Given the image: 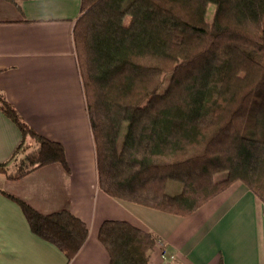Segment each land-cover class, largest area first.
<instances>
[{"label": "trees", "instance_id": "obj_1", "mask_svg": "<svg viewBox=\"0 0 264 264\" xmlns=\"http://www.w3.org/2000/svg\"><path fill=\"white\" fill-rule=\"evenodd\" d=\"M72 33L106 193L188 215L242 182L264 213V0H82ZM0 109L22 133L0 172L17 179L51 163L69 168L64 145L2 92ZM6 194L68 260L85 244L89 228L72 211L41 213ZM99 239L111 264H149L157 244L124 219L104 220Z\"/></svg>", "mask_w": 264, "mask_h": 264}, {"label": "crops", "instance_id": "obj_2", "mask_svg": "<svg viewBox=\"0 0 264 264\" xmlns=\"http://www.w3.org/2000/svg\"><path fill=\"white\" fill-rule=\"evenodd\" d=\"M82 0H0V92L42 135L61 142L69 168L51 163L17 179L0 172V264H111L99 239L106 219H124L157 237L149 264H264L262 200L235 182L196 211L178 215L106 193L73 42ZM0 109V162L21 143ZM15 195L41 213L68 209L89 235L68 260L31 229Z\"/></svg>", "mask_w": 264, "mask_h": 264}, {"label": "rangeland", "instance_id": "obj_3", "mask_svg": "<svg viewBox=\"0 0 264 264\" xmlns=\"http://www.w3.org/2000/svg\"><path fill=\"white\" fill-rule=\"evenodd\" d=\"M216 6L213 3H210L207 10V19L211 21L213 19L214 11ZM167 83V77H165L164 86ZM10 167L14 169V163L10 164Z\"/></svg>", "mask_w": 264, "mask_h": 264}]
</instances>
